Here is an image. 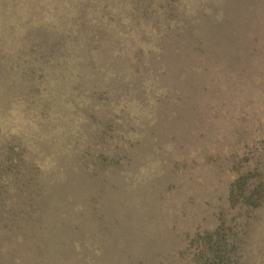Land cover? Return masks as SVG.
<instances>
[{"label":"rangeland","instance_id":"374dc122","mask_svg":"<svg viewBox=\"0 0 264 264\" xmlns=\"http://www.w3.org/2000/svg\"><path fill=\"white\" fill-rule=\"evenodd\" d=\"M263 171L264 0H0V264H198Z\"/></svg>","mask_w":264,"mask_h":264},{"label":"trees","instance_id":"16d2710c","mask_svg":"<svg viewBox=\"0 0 264 264\" xmlns=\"http://www.w3.org/2000/svg\"><path fill=\"white\" fill-rule=\"evenodd\" d=\"M249 0H247L248 2ZM95 38V37H94ZM100 161L104 162V164H108L105 161L106 159L100 158ZM113 163V164H112ZM115 163V164H114ZM117 161L116 159L113 160V162H109V164L116 165ZM256 166L253 165L254 169ZM100 169V167H99ZM83 171V170H82ZM252 171V170H251ZM79 178H82L79 176ZM248 179V176H246ZM263 178H264V171H263ZM59 181L62 183V179H59ZM252 185V182L249 181L248 187ZM253 190L249 192L250 194H254L256 191V185H253ZM119 190V189H116ZM24 192L28 193V196L32 194V192L28 190H24ZM259 192V190H258ZM64 191L62 192L63 195ZM95 193L99 194V191L96 190ZM248 193V194H249ZM65 195L68 198V202L70 203V209L76 208L77 211L85 213L92 217L95 216V218L102 217V210L103 204L96 205L95 207L93 205H90L89 199L97 200V198L91 197L86 198H77L76 196H73L70 192L65 193ZM116 194H112L111 197H106V199H115V202L110 204V208L116 203L117 201ZM72 198V199H71ZM120 198V197H119ZM260 198V195H259ZM88 203V204H87ZM107 205V204H106ZM124 210L126 213L131 216L134 214V209L132 205H126L124 207ZM251 209L247 208V211H250ZM254 212V211H253ZM250 214V213H249ZM256 213H254L255 217ZM121 217V211L119 214V218ZM118 217H115L116 220H119ZM247 227L244 229H237L234 232V235L231 237V241H229L226 237H218V239H211V236H205L203 239V247L200 250L199 255H195L194 259L198 262V264H264V239H256L254 238L255 235L253 234V231L258 228V220L257 218H248ZM104 226V223L99 224V227ZM110 229L114 230V226L111 225ZM249 232V233H247ZM245 233H247L245 235ZM216 242V244H215ZM191 264V263H189Z\"/></svg>","mask_w":264,"mask_h":264}]
</instances>
